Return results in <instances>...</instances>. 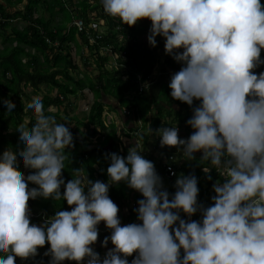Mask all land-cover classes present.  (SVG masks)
Returning a JSON list of instances; mask_svg holds the SVG:
<instances>
[{
  "label": "clouds",
  "instance_id": "9594fccd",
  "mask_svg": "<svg viewBox=\"0 0 264 264\" xmlns=\"http://www.w3.org/2000/svg\"><path fill=\"white\" fill-rule=\"evenodd\" d=\"M102 4L123 24L149 18L150 45L155 47L157 36H162L166 54L181 64L171 75L170 95L190 106L197 103L187 120L195 131L181 138L178 127H161L155 130L161 146H178L188 160L201 151L200 161H207L225 179L212 185L216 194L209 206L198 201L194 174L181 173L175 193H170L155 159L141 155L142 144L133 138L137 145L127 156L106 154L111 161L108 183L93 181L83 167L73 169V179L65 183L62 169L69 160L66 148L74 146L73 133L65 122L45 114L42 99L33 98L27 110L35 122L17 124L18 148L0 154V264H16L17 256L34 258L38 246L46 242L48 264L65 259L79 264H264V71H253L264 65V4L261 0H102ZM77 18L81 17L73 20ZM112 56L111 67H117L118 58ZM3 103L7 112L16 108L11 99L4 98ZM18 161L36 171L25 175ZM120 181L143 195L134 209L139 222L121 223L126 212L120 216L109 196L110 184ZM28 182L38 187L29 188ZM38 196L64 199L73 207L57 211L40 225L30 223L28 201ZM133 202L137 201L130 206L135 207ZM181 212L189 218L199 212L201 218L185 219ZM101 221L111 229L103 246L109 240L114 245L103 258L92 247Z\"/></svg>",
  "mask_w": 264,
  "mask_h": 264
},
{
  "label": "trees",
  "instance_id": "16d2710c",
  "mask_svg": "<svg viewBox=\"0 0 264 264\" xmlns=\"http://www.w3.org/2000/svg\"><path fill=\"white\" fill-rule=\"evenodd\" d=\"M23 1L6 0V3L16 5ZM70 2L71 0H27L24 8L12 11L6 10L0 3V153L2 154L9 147L13 150L18 148L19 136L14 129L17 124L29 122L31 126V123L35 122L34 118L26 121L24 117L27 109L23 101V97H27L25 88L31 87L33 91H38L42 85H46L50 90H57L56 96L46 94L41 98L45 114L54 115L57 121L61 119L60 114L63 110L61 108L64 107L68 97L87 89L92 93L93 101L89 105L85 118L76 122L79 127L91 128V134L80 131L81 136L74 137V146L66 148L69 160L65 161L66 166L62 169L65 183L73 179L72 170L80 167L85 168L93 181L101 180L108 183L107 167L111 161L106 158V154L116 152L127 156L130 148L123 146L125 141L122 137L131 142L130 147L135 145L132 140L136 138L144 147L148 146L152 151H158L160 154V157L155 158L152 154L149 158L147 155H142L153 162L155 159L157 163L154 162V165L157 166V172L162 177L164 187L170 193H175V180L181 173L194 174L198 178L200 189L198 201L205 206L213 204L211 194L215 191L212 185L217 181L223 182L225 177L207 161H200L202 154L195 155V159L192 160L183 158L173 162L177 176L170 180L165 176L163 162L169 161L168 157L174 154L176 146H161V137L155 130L176 126L183 128L185 134H191L195 130L187 124V120L192 117V109L197 103L194 101V105L190 106L187 102L174 99L170 95L171 75L180 70L181 64L162 50L165 44H161V41L158 48L150 45L147 36L151 20L142 18L135 25L130 26L123 24L119 17L107 14L103 9L102 0H76L75 9L69 4ZM261 3L264 4V0H261ZM40 7L42 10L39 9ZM35 11L40 14L34 18ZM42 11L49 12V18H45ZM58 13L62 14V18L54 26L52 21ZM75 16L84 20L82 30H78L74 25ZM15 19H21L26 24L20 29L14 28L11 34L5 33V28ZM100 20L103 27L107 29L106 32L100 31L98 24ZM71 42L76 44L77 51L84 48V51L93 57L92 62L98 69L95 76L84 75L81 78H75L74 73L78 66L73 62L68 49ZM160 50L165 55L159 54ZM112 55H117V67L109 66V56ZM261 56L264 57V49L261 50ZM88 62L89 60L85 57L86 66ZM155 67L160 69L162 78L166 77L168 86L154 80ZM253 71L257 73L264 71V65H260ZM137 74L140 75V79ZM142 81L148 83V86L139 92L138 88ZM105 96L117 101L118 107L121 108L120 113L125 116V124L127 122L132 125L127 131L122 132V135L118 134L113 117L109 119L108 124L104 119L105 105L100 99ZM4 98L11 99L15 103L16 108L13 112H7L6 105L3 103ZM50 107H56L57 111L47 110ZM110 111L114 113L116 110L111 108ZM133 132H136L135 136ZM96 135L100 137L99 145L93 146L92 136ZM17 166L22 168L25 175L36 171L25 168L19 161ZM207 166L210 172L206 173L204 167ZM208 176L212 179H208ZM28 184L30 187H38L33 182ZM64 190V186H61V192ZM109 196L118 205V214L126 212L123 219L127 224L137 219V213L134 211L136 207L130 204L132 201L141 199L142 193L129 187L124 181H120L110 184ZM28 206L29 214H33L30 215V223L37 225L42 224L47 217L53 216L59 210H71L73 207L64 199L56 201L51 197L43 196L35 199L30 197ZM181 216L192 220L201 218L199 212L191 218L183 212ZM105 227V222L101 221L98 225V239L92 245L94 250L100 253L101 258L104 257L106 248H110L112 243L109 240L107 246L102 244L104 237L111 234V231H101ZM49 247L50 242H46L44 246H38V254L34 258L17 256L16 264H48L51 257L45 256L44 253ZM181 252L183 254V250ZM135 255L136 253H133L128 259L131 261ZM61 264H79V262L67 259Z\"/></svg>",
  "mask_w": 264,
  "mask_h": 264
},
{
  "label": "rangeland",
  "instance_id": "374dc122",
  "mask_svg": "<svg viewBox=\"0 0 264 264\" xmlns=\"http://www.w3.org/2000/svg\"><path fill=\"white\" fill-rule=\"evenodd\" d=\"M0 1H2V3H4V0H0ZM26 3H27V0H25L22 5H18V6H20L21 8H24ZM69 4H71V6L74 7L73 9H75L76 0H71V2ZM39 9L42 10L41 7ZM42 12H43V15L45 18H49V12H46V11H42ZM38 14H40V12L35 11L33 17L35 18ZM61 18H62L61 13L56 14L54 16L53 21H52L53 25L55 26L58 22H60ZM25 24L26 23L23 22L21 19L15 20L14 22L12 21V24L5 28V33L11 34L14 31V28L20 29ZM98 24L100 26L99 27L100 31L106 32L107 29L103 27V23L101 20L98 21ZM157 41H158V44L155 47L153 46V48H158L160 41H161V44H165V38H163L162 36H157ZM81 46H82V44H81ZM76 48L77 47H76V44L74 42H71L69 44L68 49L70 51L71 58H72L73 62L78 66L77 67L78 69L75 71V73L72 71H70V72L74 73V76L76 79L81 78L84 75H89L90 77L95 76L98 72V69L96 68V65L92 62L93 57H91L87 51H84V48L81 51H80V49H79V51H77ZM162 50H165V45L162 46ZM162 50L158 51L159 54L165 55V53L164 54L161 53ZM85 57L89 60V62H88L89 64L87 66L84 64V58ZM111 58H113V56H110V58H109V66L110 67H111V61H112ZM162 59H163V57H162ZM154 80L158 81L159 83H161L163 85L168 84L166 77L162 78V73L158 67H155V69H154ZM166 86H168V85H166ZM25 92L27 94V97H23V101H24L26 108H27V105L33 101V98H40L41 99V97L46 95V94L51 95V96L57 95L56 89L50 90L49 87H47V86H42L37 92H34L31 88L28 87V88H25ZM67 100H68V102H71V105L65 106V108L62 110V112L60 114L61 119L58 122H65L66 126L70 127V131L73 133L74 137H80L81 136L80 131H82L84 133L89 132L91 134V128L87 129L84 126L79 127V126H77L78 124L76 121L84 119L85 116L87 115L89 105L93 101L92 93L90 91H88L87 89H84L82 91H79L77 93V95H75V96L70 95ZM100 101L102 103H104V105H105L103 114H104V119H105L106 123L108 124L109 119L111 117H113V119H115V124L117 125L118 134L122 135V132H124V129L132 126L130 124H127V122L125 124V116L120 113L121 108L118 107L117 101L114 98L105 96V97H102L100 99ZM111 108H114L116 111H114V113L111 112L110 111ZM108 109H109V111H108ZM47 110H51L52 112H54L56 110V108H48ZM192 111H193V109H192ZM24 117H25L26 121H28L31 118H34V116L27 109H26V113H25ZM34 120H35V118H34ZM128 120H129V118H128ZM178 128H179V136L181 138H188L192 134V133L191 134H185L183 131V128H181V127H178ZM143 131H145V130H143ZM99 139H100V137L98 135L92 136V142H93L92 145L98 146L99 145V141H98ZM122 139H123V141H125L123 146L126 145L127 147L131 148L129 146V144L131 142L129 140H128L129 141L128 142L126 140V138H124V137H122ZM133 143H135V146L137 145L135 140H133ZM120 148H122V147L120 146ZM174 150H175L174 151L175 155L174 154L173 155L175 156L176 160L177 161L182 160L184 157H183L182 152L179 151L178 146H176ZM142 154H149V155L152 154V156L154 158L160 157V154H158V151H152V149L148 148V146L144 147L143 145H142V150H141V155ZM200 154H202L201 151H198L195 153V155H200ZM20 170L22 172H24L22 170V168H20ZM29 188H31L30 185H29ZM215 194H216L215 192H212L211 197ZM208 200H209V198H208ZM209 202L211 203L212 201H209ZM120 216H122V213H120ZM121 223H122V225L125 224V220L123 219L121 221ZM112 247H114V245L111 243L110 248H112ZM108 249L109 248H106V250H108ZM65 260H67V259H65Z\"/></svg>",
  "mask_w": 264,
  "mask_h": 264
},
{
  "label": "built area",
  "instance_id": "2783aa9c",
  "mask_svg": "<svg viewBox=\"0 0 264 264\" xmlns=\"http://www.w3.org/2000/svg\"><path fill=\"white\" fill-rule=\"evenodd\" d=\"M74 25L78 28V30H82L84 28V22H83V19L81 18H77V19H74ZM115 58H117V55H114ZM148 86V83L146 82H140V85H139V92H142L145 88H147ZM128 113V111H127ZM148 157V156H147ZM169 161L165 160L164 161V169H165V176L168 178V179H172L173 177H175L177 175V171L173 165V162H176L173 154H170L169 155ZM148 159V158H146ZM167 161V163H165ZM142 198H143V195H142ZM133 206L135 207H139L138 205V201L137 202H133L132 203ZM30 215H33V214H30ZM35 216V215H34ZM121 221H122V218H121ZM134 222H139L137 221V219L134 221ZM102 232H107V231H111V229L105 227L104 229L101 230ZM107 252V250H105ZM105 252V253H106Z\"/></svg>",
  "mask_w": 264,
  "mask_h": 264
},
{
  "label": "crops",
  "instance_id": "0c3cea01",
  "mask_svg": "<svg viewBox=\"0 0 264 264\" xmlns=\"http://www.w3.org/2000/svg\"><path fill=\"white\" fill-rule=\"evenodd\" d=\"M13 2H15L16 0H12ZM25 1V0H24ZM24 1H23V3H24ZM6 2V0H4V3H2V1H0V3L1 4H3L4 6H5V8H6V10L8 9L9 11H12L14 8L15 9H19V8H21L20 6H18V5H22L23 3H20V4H14L13 5V3L11 4V5H8L7 3H5ZM13 5V6H12ZM15 20H18V19H15ZM15 20H13V22L15 21Z\"/></svg>",
  "mask_w": 264,
  "mask_h": 264
}]
</instances>
